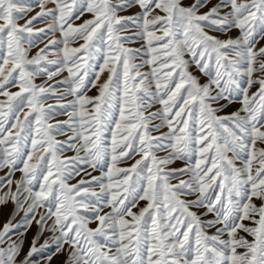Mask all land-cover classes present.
Wrapping results in <instances>:
<instances>
[{
    "label": "snow or ice",
    "instance_id": "obj_1",
    "mask_svg": "<svg viewBox=\"0 0 264 264\" xmlns=\"http://www.w3.org/2000/svg\"><path fill=\"white\" fill-rule=\"evenodd\" d=\"M260 40L264 0H0V264H264Z\"/></svg>",
    "mask_w": 264,
    "mask_h": 264
},
{
    "label": "rangeland",
    "instance_id": "obj_2",
    "mask_svg": "<svg viewBox=\"0 0 264 264\" xmlns=\"http://www.w3.org/2000/svg\"><path fill=\"white\" fill-rule=\"evenodd\" d=\"M27 3L29 4H33V5H36L37 4V0H26ZM217 0H211V3L214 4L216 3ZM211 5H209L210 7ZM49 8L52 7L51 4L48 5ZM207 9H202V11H206ZM40 11V8L38 6L34 7L33 10L31 12L28 13V17H26L25 19L27 18H30L31 16H34L36 15L37 12ZM140 12V8L138 6L136 7H132V8H129L127 9L126 11H123L121 13H119L120 15H123V16H131V15H135V14H138ZM90 15L88 14H85V16H83L80 20H77L75 23L76 24H80V23H83L84 20H87V19H90ZM25 19H21L19 20V23L20 24H24L25 23ZM53 21L51 18H47V19H44L40 22H36L35 23V29H43V28H47L50 24H52ZM138 29L135 28V27H132L131 28V31L128 32L127 34L128 35H131L133 34L134 32H137ZM214 35H217V36H220L222 39H227L228 37H232V38H235L236 36L239 35V32L238 30L236 29H233L231 30L230 32L227 33V35H223L221 33H212ZM61 39V34L59 31H56L55 33H52V32H49L47 33L46 35H44L42 37V42L38 41L37 43V47H34L32 50H31V53L30 55H34L36 51H38L39 48H43L44 45L46 43H48L49 40H57L59 41ZM143 41L141 40H136L134 41L133 43L129 44L128 46L129 47H132V48H140L141 45H142ZM72 46H76V45H72ZM257 48L259 47H264V40H260L259 43L256 45ZM58 58V54L57 55H50L49 56V59H57ZM102 62V61H101ZM139 62V61H138ZM143 71H147V69H142ZM67 76V72H64L62 75L60 76H57L53 81H51L50 83H56L57 80H62L64 79V77ZM106 76H107V73H104L101 77H100V83H103L104 80L106 79ZM45 79V77L41 76L37 79V83H42L43 80ZM202 82H204L203 78H202ZM13 91H16V89H12ZM61 91H66V86H62L61 87ZM97 90L96 88H92L90 91L87 92V95L88 96H95L97 95ZM72 99L71 96H67L65 100L61 101L60 103H67L68 101H70ZM47 104H56L57 101L55 99H48ZM239 105L238 104H235V105H232L231 107H229L228 109L225 110V113H221V114H226L228 112H231V111H234L236 110V108H238ZM69 111H71V109H68ZM155 109H153L154 111ZM68 117L66 115H58L56 116L52 121H50L51 123H57L58 121H65L67 120ZM65 131L67 132V135H60L57 137L58 140H61V141H64L68 138V136L72 135V133L70 131H68V129L66 128ZM163 131H167V129H163ZM158 134V133H156ZM105 140L108 141L110 140V133H105ZM166 153H158V155H165ZM66 156H73L75 155L74 152H66L65 153ZM132 161L129 162V164L131 163ZM129 164H125V165H121V166H124V167H127L129 166ZM184 164L182 161H176L174 164H172L170 167H173V168H180V167H183ZM89 171H91V169H89ZM8 172V169L7 168H4L2 170H0V177H4L5 174ZM20 173L19 172H16L15 175L12 177V179L15 181L17 179L20 178ZM84 174L82 173V176ZM92 175L94 176H100L101 175V172L100 171H92ZM81 177H76L74 180H72L71 182L72 183H75L77 180H79ZM85 179H90V177H87V176H84ZM186 178V177H185ZM177 181L176 180H173L172 183H176ZM12 188L13 190H15V185L13 184L12 185ZM8 191V187L7 185L3 188V189H0V194H2L3 192H6ZM191 198H194V197H190ZM144 205V202H141L140 206L142 207ZM13 208H14V205L12 203H9L3 210V214H0V228L3 227V224L9 219V215L10 213L13 211ZM109 209H105V211H108ZM133 211H136V209H133ZM24 213L23 211H21L19 213V215H17L15 217V220H13V224H16V223H19V221L21 220V218L23 217ZM247 223V222H245ZM92 227H95L96 225L93 223L91 225ZM37 231V226L35 225V223H33V225L31 226V228L28 230L27 232V235L25 237V244H24V249H25V252L27 251L28 249V246H29V241H31L33 235L36 233ZM211 231H214V229H212ZM50 236V233L48 232H45L44 236L41 237V240H40V243H43L45 239H48ZM13 238H16V237H13ZM37 259H40L39 257H37ZM66 259V253L65 254H62V255H59L57 256L56 258H54L52 264H61L62 261H64Z\"/></svg>",
    "mask_w": 264,
    "mask_h": 264
}]
</instances>
